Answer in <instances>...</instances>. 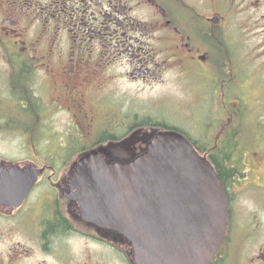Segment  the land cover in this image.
Listing matches in <instances>:
<instances>
[{"label":"flooded vegetation","instance_id":"1","mask_svg":"<svg viewBox=\"0 0 264 264\" xmlns=\"http://www.w3.org/2000/svg\"><path fill=\"white\" fill-rule=\"evenodd\" d=\"M168 76L207 101L210 144L191 140L227 172L230 209L238 190L264 196V0H0V135L23 134L27 154L0 152V169L40 171L22 205L0 203V264H135L128 238L87 221L69 195L78 157L60 136H96L93 148L126 160L139 145L129 131L141 130H129L128 93L116 92Z\"/></svg>","mask_w":264,"mask_h":264},{"label":"water","instance_id":"2","mask_svg":"<svg viewBox=\"0 0 264 264\" xmlns=\"http://www.w3.org/2000/svg\"><path fill=\"white\" fill-rule=\"evenodd\" d=\"M40 171L0 169V203L18 207ZM72 199L83 217L124 234L135 264H210L227 231L229 201L210 161L182 133L160 130L144 152L109 161L101 148L82 154Z\"/></svg>","mask_w":264,"mask_h":264},{"label":"rangeland","instance_id":"3","mask_svg":"<svg viewBox=\"0 0 264 264\" xmlns=\"http://www.w3.org/2000/svg\"><path fill=\"white\" fill-rule=\"evenodd\" d=\"M199 89L176 81L173 76H168L164 84L147 89L125 84L120 85L116 94L124 96L123 91L128 93L126 106L129 110V130L135 126H139L138 130H141V133L136 136L132 135L133 137L129 140L135 145L139 143L138 149L132 152H139L145 146L146 138L153 133L152 127H158L157 124L176 127L188 135L196 144L207 148L210 143L200 128L201 106H204L207 101L204 97L201 98ZM261 112L264 114V108ZM245 113L249 115L246 110ZM195 121L198 125H194ZM261 121L264 123V115ZM61 129L60 132H62ZM132 133L130 130L129 134ZM42 137V134H37L38 139ZM55 137L57 138V136ZM60 137L64 138V143H68L71 135L62 133ZM95 138L96 136H89L82 140L81 144H92ZM24 142H26V137L21 133L1 134L0 152L7 156L5 158L12 160L25 158L27 154L23 148H20ZM41 142L47 143L45 138ZM81 144H72L71 149L76 151ZM40 151L42 157H50L49 152L44 147ZM124 154L130 156L131 152L126 150ZM74 156L77 155L74 154ZM226 167L228 166L226 165ZM247 176L246 180H253L254 174L249 171ZM237 180L240 179L237 178ZM258 183L261 184L260 181ZM229 184L231 185L232 182ZM242 186H244V182L240 185L235 184L234 188L238 190ZM251 192V190H238L237 193L232 194L234 199L230 209L229 231L222 246L224 248H221L222 251H220L222 264H264V261L257 259L261 253H264V196H256ZM254 258L256 260L252 261ZM114 264L123 263L114 260Z\"/></svg>","mask_w":264,"mask_h":264},{"label":"trees","instance_id":"4","mask_svg":"<svg viewBox=\"0 0 264 264\" xmlns=\"http://www.w3.org/2000/svg\"><path fill=\"white\" fill-rule=\"evenodd\" d=\"M153 125H154V124H153ZM157 125H164V124H157ZM178 130H179V129H178ZM111 136H112V137H115L114 135H107L106 137L109 138V137H111ZM80 144H81V143H80ZM91 145H92V144H90V143H89V145H86V144H85V145H82V144H81V146L78 147V148L76 149V151H77V153L84 152V151L87 150ZM76 151H75L73 154H77ZM73 154H72V155H73ZM131 154H132V155H135L134 152H131ZM72 155H71V156H72ZM216 166H217L216 169H217V171L219 172V175L221 176L222 180L224 181V179H225V174H227V172L224 171L223 168H222L219 164H217ZM221 262H222V256H221L220 254H218L217 258L212 262V264H222Z\"/></svg>","mask_w":264,"mask_h":264}]
</instances>
